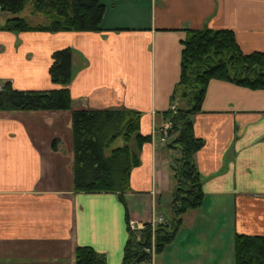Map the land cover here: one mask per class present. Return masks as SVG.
I'll use <instances>...</instances> for the list:
<instances>
[{"label":"crops","instance_id":"crops-1","mask_svg":"<svg viewBox=\"0 0 264 264\" xmlns=\"http://www.w3.org/2000/svg\"><path fill=\"white\" fill-rule=\"evenodd\" d=\"M100 1V31H0V84L59 87L48 74L51 53L70 46L71 109L137 110L150 140L139 150L131 142L140 162L122 196L75 191L71 111H0V264H74L78 245L121 264L130 223L169 215L179 150L155 131L180 78L186 29L230 28L244 52L264 51V0ZM192 119L204 139L193 155L202 201L147 264H234L236 233L264 236V89L210 79Z\"/></svg>","mask_w":264,"mask_h":264},{"label":"trees","instance_id":"trees-1","mask_svg":"<svg viewBox=\"0 0 264 264\" xmlns=\"http://www.w3.org/2000/svg\"><path fill=\"white\" fill-rule=\"evenodd\" d=\"M31 13H40L44 22L32 23L20 13L27 2ZM104 5L100 0H0L5 15L0 31H100ZM70 46L51 53L49 78L59 87L53 89H17L8 80L0 84V111L70 110L72 140V185L75 191L117 192L129 190L131 169L139 165V150L150 135L139 131L140 112L123 108L71 109L69 84L73 77ZM180 78L171 95V106L164 112L171 126L170 146L179 155L170 164L175 185L171 192L169 215L151 225L145 222L139 232L130 234L121 264H147L150 250H163L175 236L181 216L200 206L203 191L201 175L193 155L204 139L193 133V114L201 107L207 83L220 79L251 89H264V51L244 52L230 28H188L182 39ZM178 101V102H177ZM120 140L121 143L113 146ZM134 142V147L131 146ZM57 140L52 141L56 148ZM234 264H264V236L236 233L233 238ZM74 264H106L105 257L90 246L75 248Z\"/></svg>","mask_w":264,"mask_h":264},{"label":"built area","instance_id":"built-area-1","mask_svg":"<svg viewBox=\"0 0 264 264\" xmlns=\"http://www.w3.org/2000/svg\"><path fill=\"white\" fill-rule=\"evenodd\" d=\"M171 111L172 113L176 112V105L173 104L171 105ZM170 126L171 123L169 121V119L167 118V120L164 122L163 125H161L155 132L158 133L159 137L158 140L160 142H165L167 140V138L169 137V130H170ZM161 222V219H152L150 221L151 225L154 227V225H156L157 223ZM144 227V223H139L137 225H134L133 223H130V228L131 230L135 233L137 239H139L140 235L139 232L140 230ZM150 250L151 255L154 253V249L153 246L151 247V249H147V251ZM152 257V256H151Z\"/></svg>","mask_w":264,"mask_h":264},{"label":"rangeland","instance_id":"rangeland-1","mask_svg":"<svg viewBox=\"0 0 264 264\" xmlns=\"http://www.w3.org/2000/svg\"><path fill=\"white\" fill-rule=\"evenodd\" d=\"M31 7H32V5H31V2L29 1V2H27L26 3V5H25V8L22 10V12L20 13L22 16H25L26 18H28L29 20H38V22H44L45 20H44V17H43V15L42 14H40V13H38L39 14V16H40V18H38V19H36V18H31L30 17V14H31V12H30V10H31ZM178 102V101H177ZM183 105V102H181V101H179L178 103H177V106H182ZM117 145V141L113 144V146H116Z\"/></svg>","mask_w":264,"mask_h":264}]
</instances>
